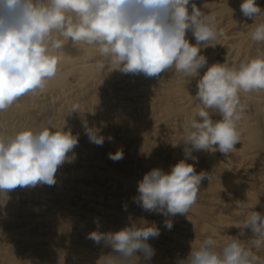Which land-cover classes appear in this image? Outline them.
<instances>
[{"label":"bare ground","instance_id":"1","mask_svg":"<svg viewBox=\"0 0 264 264\" xmlns=\"http://www.w3.org/2000/svg\"><path fill=\"white\" fill-rule=\"evenodd\" d=\"M192 2L206 15L215 14L217 28L225 33L210 42L215 46L201 49L208 66H238L245 58H255L257 49L264 50V44L251 40L264 15L244 17L243 0ZM256 3L264 9V0ZM186 39L196 43L190 30ZM59 55L57 75L42 92L25 94L0 111V135L50 122L55 130L78 135L75 160L58 168L55 185L8 192L0 206V264H98L112 249L88 239V234L97 229L116 232L140 219L160 230L148 240L155 250L151 259L145 261L137 253L140 264H178L192 244L211 237L222 247L231 236H240L239 226L250 211L264 213V91L239 94L245 108L238 123L242 135L231 153L194 151L198 162L186 161L197 173L207 172L210 180L201 182L188 213L166 218L144 211L133 197L145 173L153 168L170 172L185 158L181 124L202 107L194 98L199 77L188 82L174 68L151 78L124 74L113 69L116 65L101 71L96 63L103 58L96 48L71 41ZM206 70L200 69V76ZM73 105H79L78 111L72 112ZM211 115L213 120L221 118L219 113ZM85 124L99 129L105 137L102 146L89 141ZM119 149L123 159H110L109 153ZM165 219L173 221L171 230ZM244 233L240 239L245 246L264 257V246H254L251 230Z\"/></svg>","mask_w":264,"mask_h":264},{"label":"clouds","instance_id":"2","mask_svg":"<svg viewBox=\"0 0 264 264\" xmlns=\"http://www.w3.org/2000/svg\"><path fill=\"white\" fill-rule=\"evenodd\" d=\"M240 10L254 20L264 15L256 0H243ZM189 30L195 44L186 39ZM224 35L217 28L215 14L206 15L192 0H0V111L21 96L46 88L57 75L59 53L68 41L94 46L103 58L96 63L101 71L116 65L113 69L124 74L151 78L174 68L188 82L199 77L194 98L202 107L195 118L181 124L185 158L170 172L153 168L145 173L138 182V195L133 197L147 212L166 218L186 214L197 201L201 182L210 180L207 172L197 173L194 164L186 161L198 162L194 151L231 153L242 135L238 123L245 108L239 94L264 91V50L257 49L255 58H245L238 66H208L201 49L215 46L210 42ZM251 40L264 44V22L254 27ZM205 66L207 70L200 76L199 70ZM78 108L73 105L72 112ZM211 113H219L221 118L213 120ZM84 127L91 143L104 144L99 129ZM77 145L78 135L63 128L55 130L50 122L0 135V206L10 190L55 185L58 168L75 160ZM123 157L122 149L109 153L113 161ZM164 225L171 230L173 221L165 219ZM239 228L240 236L245 229L251 230L256 248L264 246V213L250 211ZM159 235L155 224L140 219L116 232L97 229L88 239L97 244L103 241L112 249L98 264H140L137 253L149 261L155 250L148 240ZM240 236H231L222 247L211 237L198 246L192 244L178 264H264V257L247 248Z\"/></svg>","mask_w":264,"mask_h":264}]
</instances>
